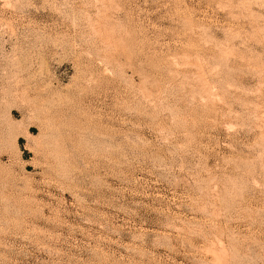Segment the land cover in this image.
I'll return each instance as SVG.
<instances>
[{
    "label": "rangeland",
    "instance_id": "obj_1",
    "mask_svg": "<svg viewBox=\"0 0 264 264\" xmlns=\"http://www.w3.org/2000/svg\"><path fill=\"white\" fill-rule=\"evenodd\" d=\"M0 264H264V0H0Z\"/></svg>",
    "mask_w": 264,
    "mask_h": 264
}]
</instances>
